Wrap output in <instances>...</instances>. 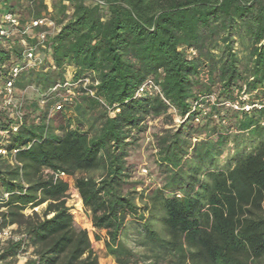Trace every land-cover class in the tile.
Returning <instances> with one entry per match:
<instances>
[{
  "label": "trees",
  "instance_id": "1",
  "mask_svg": "<svg viewBox=\"0 0 264 264\" xmlns=\"http://www.w3.org/2000/svg\"><path fill=\"white\" fill-rule=\"evenodd\" d=\"M4 12L59 31L55 70L19 74L16 94L39 96L16 97L21 124L0 137V230L18 236L0 264H98L69 179L116 264H264V108L225 107L264 102V0H5ZM21 53L0 40V81ZM66 79L76 95L56 112L50 90ZM148 80L161 96L137 95ZM148 130L152 169L135 177Z\"/></svg>",
  "mask_w": 264,
  "mask_h": 264
},
{
  "label": "built area",
  "instance_id": "2",
  "mask_svg": "<svg viewBox=\"0 0 264 264\" xmlns=\"http://www.w3.org/2000/svg\"><path fill=\"white\" fill-rule=\"evenodd\" d=\"M35 30H37V32H35ZM58 31L59 27H57L54 22L45 15L39 19H35L24 24H21L18 17L12 12H4L0 15V40L7 42L11 39L17 38L22 48L21 59L19 62L13 63L9 67H2V69H7V77L3 82L0 81V111H4L8 114L11 124L7 130H0V137L5 138L8 133H15L18 126L21 124L22 114L18 110V100L16 98V90L14 88L15 81L19 74L25 70H39L41 68H43L44 71L55 70L47 44L50 37ZM44 62H46V65ZM89 83L88 79H84L80 82L83 88L87 87ZM77 84L78 83L72 84L70 80L66 79L62 85H55L50 90L51 93L62 91V93L58 94L60 101L54 105V111L59 112L63 109L64 105L72 103V100L76 95L74 89ZM143 93L148 95L157 94L161 96L159 88L152 80L146 81L139 87L137 95ZM88 94L93 96V93L90 91ZM43 103L44 101L41 99L40 104ZM165 103L167 104V102ZM225 107L235 111L243 110L244 112H249L252 108L257 110L264 108V102L254 104L252 106L244 105L242 107L237 100H233L226 103ZM168 112L173 116L175 115L174 109L171 106H169ZM175 121H177V119H175ZM262 124H264V122ZM5 154V150L0 148V155L4 156ZM143 172L146 174V170H143ZM59 177L65 179L63 174H60ZM4 197L6 198L7 195H4ZM34 211H37V209H34ZM11 234L12 228L0 230V243L9 239H17L12 237Z\"/></svg>",
  "mask_w": 264,
  "mask_h": 264
},
{
  "label": "rangeland",
  "instance_id": "3",
  "mask_svg": "<svg viewBox=\"0 0 264 264\" xmlns=\"http://www.w3.org/2000/svg\"><path fill=\"white\" fill-rule=\"evenodd\" d=\"M5 0H3L0 3H4ZM53 0H47V4L50 5V3H52ZM43 58V57H42ZM70 72V70H68ZM23 93L30 99V97H38L39 94L37 93V91L34 88H28L26 91L24 92H17L16 97L19 99L22 97ZM67 117H72V113L70 111H67L66 113ZM161 126V123H157V122H150L149 126ZM85 129V127H84ZM150 130L147 131L146 135L144 136L143 141L140 142V147L139 149H137L135 151V156L133 159H135L134 161L136 162V166H135V177L138 176H145L147 175V172L149 170L152 169V166L150 164V162H148V155L150 154V152H148V150L146 149V142L148 139H150ZM143 170H146V174L143 172ZM68 184H69V190L67 192V198H66V206L70 209V213L74 219L75 224L82 228L85 229L88 232L89 235V239H90V243H91V247L92 250L94 251V253L96 254L97 258H98V264H116L114 259L109 257L104 249V245H103V240L105 238V234L104 232H96V235H98L100 241H96L95 240V231L93 230L91 223H90V219H89V215L84 211V209L82 208L81 205V201L79 199L78 193L74 188V184H73V180H68ZM77 205H80V209L77 208ZM44 207V205L42 206ZM41 207V208H42ZM39 208V209H41ZM26 214H30V211H26ZM12 237L17 238V234H11ZM4 244L0 243V247ZM25 257H27V255H22L18 257V262H21L25 259Z\"/></svg>",
  "mask_w": 264,
  "mask_h": 264
}]
</instances>
